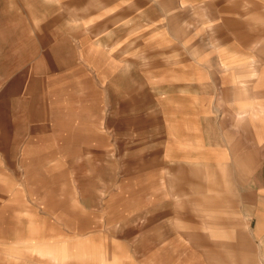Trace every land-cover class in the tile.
<instances>
[{
	"label": "rangeland",
	"instance_id": "rangeland-1",
	"mask_svg": "<svg viewBox=\"0 0 264 264\" xmlns=\"http://www.w3.org/2000/svg\"><path fill=\"white\" fill-rule=\"evenodd\" d=\"M130 1L107 0V8L124 15ZM183 2L142 4L143 14L155 10L162 45H142L152 31L139 16L107 24L108 49L116 42L132 57L126 51L137 44L155 60L152 108L131 90L134 70L123 82L117 72L95 71L105 90L98 76L87 86L84 71L68 73L70 62L99 59L67 31L78 24L56 19L55 0H0V264H264L242 170L166 154L159 94L170 87L178 94L176 68L185 55L195 61L194 30L185 39L180 19L196 13Z\"/></svg>",
	"mask_w": 264,
	"mask_h": 264
},
{
	"label": "crops",
	"instance_id": "crops-1",
	"mask_svg": "<svg viewBox=\"0 0 264 264\" xmlns=\"http://www.w3.org/2000/svg\"><path fill=\"white\" fill-rule=\"evenodd\" d=\"M55 1L56 19L59 21L60 17V22L72 26L78 24L77 29L70 27L67 31L74 38H85L84 55L97 54L99 59L98 66L88 63L85 57H82L83 63L72 62L71 66L70 62L68 73L73 75L74 69L84 71L83 81L87 86L98 76L99 87L105 90L106 79L95 71L117 72L123 82L134 70L138 80L132 82L131 90L136 88L135 94L140 100L153 108L157 92L150 73L156 69L155 60L141 45H135L136 51H126L132 57L117 52L116 42L109 49L106 47L107 36L114 35L107 24L125 23L137 16L136 20L152 31L142 45L146 48L162 45L155 43V25H152L155 10L144 14L142 10V4L153 6V0H131L124 15L123 11L112 14L110 11L117 7L107 8V0ZM181 5L195 9L194 18L185 15L180 19L185 39L191 40L194 30L195 43L189 55L195 61L185 55L176 68L180 77L173 87L179 85L178 94L172 93V87L166 88V94H159L161 100L166 99V154L174 152V157L179 155L197 164H207L209 160L212 166L225 165V162L241 169L255 197L250 215L255 241L264 248V0H185ZM187 43L185 50L191 44ZM163 44H166L165 38ZM165 48L163 45L161 67L166 71ZM50 53L57 54L58 45ZM252 136L258 152L254 160ZM212 235L221 237L224 233L214 231ZM47 253L53 256L52 251Z\"/></svg>",
	"mask_w": 264,
	"mask_h": 264
}]
</instances>
